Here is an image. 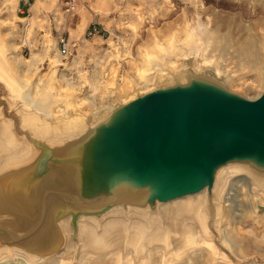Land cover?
Here are the masks:
<instances>
[{"label":"water","instance_id":"water-1","mask_svg":"<svg viewBox=\"0 0 264 264\" xmlns=\"http://www.w3.org/2000/svg\"><path fill=\"white\" fill-rule=\"evenodd\" d=\"M220 75L177 67L126 102L113 98L76 132L49 138L23 126L26 113L11 104L3 121L32 155L0 165L2 256L22 251L40 264L72 241L77 264L87 217L99 229L116 209L154 220L163 205L201 193L214 232L220 186L227 195L245 177L264 188V86L251 98ZM13 257L0 264H19Z\"/></svg>","mask_w":264,"mask_h":264},{"label":"rangeland","instance_id":"rangeland-1","mask_svg":"<svg viewBox=\"0 0 264 264\" xmlns=\"http://www.w3.org/2000/svg\"><path fill=\"white\" fill-rule=\"evenodd\" d=\"M38 1L43 4L35 11L34 5ZM21 2L0 0V133L5 134L3 117L14 114V109H10L11 104L23 113L33 110L30 105L24 106V102L15 95L14 84L22 80L37 93L43 88L40 93L48 98L49 109L55 117L59 115L55 112L60 106L68 111L77 109L85 116L97 114L109 106L115 97L127 100L137 92L151 88L154 84L149 87L151 83L148 81L145 84L133 81V77H138L140 73L143 72L145 76L153 74L155 83L158 76L169 74L172 69L186 64L196 70L209 68L216 74H222L220 76L223 78L226 76L232 80L229 83L233 89L251 98H255L264 86V63L251 66L252 58L256 56L250 54L251 46L248 47L253 44L252 40H248L254 39V36L257 37L255 43L264 45V0H79L78 8L72 12L64 9L62 0H33L29 6H22ZM197 19L203 23L200 25ZM192 22H197V25ZM93 23L101 27V32L90 35L88 30ZM190 27H194L192 30L195 29V33ZM212 32L213 39L222 44L219 51H206L204 40L207 33ZM246 34L250 38L243 41ZM62 37L70 44L67 55L61 53ZM183 40L187 41L184 43ZM154 46L157 49L154 50ZM224 47L229 50L225 52ZM243 48H247L248 52ZM204 51L206 55H211V59L214 58L213 63L224 59L225 66L220 73L213 64L200 60V53ZM238 52L247 54L243 56ZM215 53L218 57H215ZM33 54H37L39 59L31 66L21 68L15 61V55L27 61ZM169 54L173 55L172 62L169 61ZM258 56L264 61V46ZM151 57L154 60L165 57V72L153 70L149 63ZM245 74H248L247 77ZM242 75L247 80L241 82L238 78ZM121 91H124V98ZM95 93L96 99L93 96ZM26 109L30 112H26ZM247 183L243 179L241 187ZM251 188L247 184L246 190H241L245 200L237 207L238 214L232 227L235 236L230 237L225 232L227 237L224 243L222 226L218 224L217 231L214 227L213 234L206 237L215 243L217 250L222 251L220 253H225V264H264V218H261L264 217V207H257L262 195ZM227 206H223L221 216L223 219L225 215V221L228 211L231 213L235 210L231 206L229 210ZM251 218L259 220L252 221ZM204 246L212 252L209 244ZM214 254L212 252L216 257ZM71 256L73 258L74 253ZM134 256L137 262L138 257Z\"/></svg>","mask_w":264,"mask_h":264},{"label":"bare ground","instance_id":"bare-ground-1","mask_svg":"<svg viewBox=\"0 0 264 264\" xmlns=\"http://www.w3.org/2000/svg\"><path fill=\"white\" fill-rule=\"evenodd\" d=\"M199 21L200 20H198V23L201 25L203 22L202 21L199 22ZM194 23L196 24L197 22H194ZM186 25H188L187 22H186ZM192 28L190 30H192ZM194 30H192V32ZM197 30H201V29H197ZM174 33L176 34V32ZM171 36H168V37L170 38ZM248 36L249 35L246 34L243 38V41L245 39L248 40L250 38ZM195 37L196 36H194V38ZM173 38L175 37L173 36ZM213 38H214L213 32L212 34L207 33V36L204 40V44L207 47L206 51L207 50L217 51L218 49L219 50L221 49L222 44L220 43V41H218L217 39H213ZM170 39L174 41L172 38ZM250 40H252L253 44L252 43L249 44V42H251ZM256 40H257V37L254 36V39H249L248 40L249 42H247L249 44L248 47L251 46L250 48L252 49V50L249 49L250 54L252 56L253 55L256 56L255 58L251 57L253 59L251 66L253 67H256L259 64L264 63V61L262 60V57H259V56L257 57V54L263 51L264 45H261V42L259 44L258 42L255 43ZM186 41H184V43ZM167 42L170 43L169 40ZM192 44H195V43H192ZM157 46L159 45L157 44ZM168 47L170 48V46ZM162 48H165V47H162ZM175 48L173 50H175ZM155 49L157 48H155L154 46V50ZM223 50L227 52L229 48L224 47ZM243 50L247 51V48H243ZM166 51H168V49ZM206 51L200 53L201 54L199 56L200 60L206 62V64L207 63L213 64L216 70L218 71V73H220L223 70L222 68L225 66V63H223L224 59L222 61H214L213 63L214 58L211 59L212 58V57L210 58L211 55L210 56L206 55L207 54ZM225 52H222L223 55L225 54ZM247 52H243V53L238 52V53L243 56H246ZM216 56L218 57V55L215 53V57ZM165 57L162 58L161 60H160V57L158 58L159 60H154L151 57L152 60L149 63H151L153 70L165 72L167 68L166 67L167 61H164ZM168 57H169V61L172 62L173 55L169 54ZM147 58H148V54H147ZM38 59H39V56L37 54H33L32 58L27 61H24L21 57H19V55H15V61L20 64L21 68H23V66L25 65H28V66L33 65ZM146 61L148 60L146 59ZM201 61L199 62V65ZM141 69L143 70L142 67ZM175 70L176 69L174 70L172 69L169 72V74L167 73L163 75V77L166 75L172 76ZM245 75H242L238 79H240L241 82L242 80L244 81L247 80L245 79ZM154 77L155 76L153 74L152 76L151 75L145 76L142 72L140 73L138 77H133L134 78L133 81H135L137 84H142V83L145 84L148 81L149 83H151L148 85L149 87H151L152 84H154L151 87L153 88L156 84V81L154 83ZM97 79L95 81H97ZM118 84H120V87H124L123 84L121 83H118ZM14 86H15V91H16L15 95L24 102L25 104L24 106L30 105V108L34 110V111L32 110L33 112L31 111V113H26V114L21 115V122L23 126L28 127L34 135H37L43 138H47V137L49 138L52 136H63L66 134L74 133L77 130L82 128L87 116L83 115L77 109H71L68 111L63 106H60V108L56 110L55 112L56 115L58 114L59 115L55 117L53 116L52 112L49 109L48 98L44 97V95H41L42 93H40L43 90V88L41 91L38 92L39 96H37L38 93L35 92L31 86L29 87V84L26 83L25 80L16 82ZM140 86L143 88L146 87L144 85H140ZM123 92H122V96L124 98ZM141 92H144V91H141ZM95 95L96 93L93 95L94 98H95ZM134 96L135 95H133L127 100H122V101L126 102L130 100L131 98H133ZM78 102L80 103L79 97H78ZM109 106H107L106 108H109ZM59 110H62V112H60ZM28 111L30 112V110H27L26 112ZM3 126H4L3 132H5V134H3L2 132L0 133V165L4 161L7 162V161H12L13 159L29 158L32 155V149H30L31 147L26 141H23L22 137L18 136L15 133L14 129L11 126V121L5 118L3 121ZM243 179L246 182H248L247 184L250 186L251 183L250 181L247 180V178L239 177V178H236L234 182H232L229 188L230 191L227 195H225V192H223L224 187L220 186L219 188V198H217V201H216V221H215L216 225L215 226L219 227L218 224L222 226L224 243L227 237L225 236V232H226V235L230 237L233 235L235 236V234L232 233V230H233L232 227H233V223L235 222L236 215L238 214L237 207L239 208V204L243 203L245 200V197L242 196L241 190L242 191L246 190L245 188L247 186V184H244L245 188L241 187L243 186L242 185ZM235 184H237L236 187H234ZM251 186L252 188L257 189L258 192L262 195L261 200L257 204V207L264 206V188H258L254 184H252ZM224 205H228L227 208L229 210H230V206L234 207L235 209L233 210V212L231 211V213H229L228 211V214H227L228 218H226L227 221H225V215H224V218L221 219ZM261 218H264V217L261 216ZM251 219L252 221L259 220L255 218H251ZM100 228L101 229H99V225H97L92 220L91 217H87L86 221H83L80 223L79 239H81L82 241V246H81L80 254L78 256L77 264H225V257H224L225 253L224 254L220 253L222 251L219 252L218 251L219 249L217 250L215 243L208 241L206 239L207 236L213 234V226L211 225V215H210V212L208 210V207L205 201L204 193L198 194L196 196H189L186 198L177 199L171 203H167L163 205L161 207L160 217L154 220L149 219L144 213L136 212L133 210L130 211L128 216L122 211V209L113 210L109 213L108 217L105 219L104 223L101 225ZM65 229L68 232L70 231V228L67 223L65 224ZM205 244L210 245V247L212 248V252L216 254V257L212 255L211 251L206 250V248L208 247L204 246ZM74 246H75L74 243L72 241H69L66 249L58 253V255H56L55 257H52L48 262H46V264H72L71 255L74 252ZM1 253H0V260L8 261L7 260L8 258H14L13 256H16L18 260L20 258L19 264L33 263L32 259H30L31 256L27 255L26 253L22 251H15L12 255H11V251H8V254L5 256H2ZM65 255H67L66 258H65ZM134 255L138 257L137 262L134 261V258H135ZM203 258H205V260ZM9 262H12V261L9 260Z\"/></svg>","mask_w":264,"mask_h":264},{"label":"built area","instance_id":"built-area-1","mask_svg":"<svg viewBox=\"0 0 264 264\" xmlns=\"http://www.w3.org/2000/svg\"><path fill=\"white\" fill-rule=\"evenodd\" d=\"M22 1L25 3V5L29 6L33 0H22ZM62 1L64 3V9L68 12H72V11L76 10L79 6V0H62ZM19 11L22 12V9H20ZM100 32H101V27L96 23L91 24V27L88 30V34H90V35L100 33ZM60 43H62V45H63L61 53L63 55L69 54V49H70L69 48V45H70L69 42H67L65 40V38L62 37L60 39Z\"/></svg>","mask_w":264,"mask_h":264},{"label":"crops","instance_id":"crops-1","mask_svg":"<svg viewBox=\"0 0 264 264\" xmlns=\"http://www.w3.org/2000/svg\"><path fill=\"white\" fill-rule=\"evenodd\" d=\"M20 4H22V6H26L25 3L22 1ZM43 4L41 1H38L37 4L34 5V10L37 11L39 5Z\"/></svg>","mask_w":264,"mask_h":264}]
</instances>
